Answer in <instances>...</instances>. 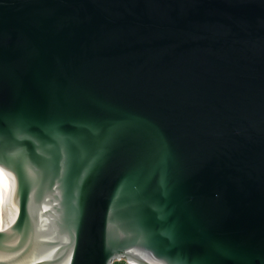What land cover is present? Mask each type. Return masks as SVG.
I'll return each instance as SVG.
<instances>
[{
  "label": "water",
  "instance_id": "95a60500",
  "mask_svg": "<svg viewBox=\"0 0 264 264\" xmlns=\"http://www.w3.org/2000/svg\"><path fill=\"white\" fill-rule=\"evenodd\" d=\"M0 264H264V0H0Z\"/></svg>",
  "mask_w": 264,
  "mask_h": 264
},
{
  "label": "bare ground",
  "instance_id": "6f19581e",
  "mask_svg": "<svg viewBox=\"0 0 264 264\" xmlns=\"http://www.w3.org/2000/svg\"><path fill=\"white\" fill-rule=\"evenodd\" d=\"M12 178L0 167V230L6 228L14 219L15 206L12 200ZM118 258L116 260H119ZM127 264H140L132 259H125Z\"/></svg>",
  "mask_w": 264,
  "mask_h": 264
},
{
  "label": "rangeland",
  "instance_id": "374dc122",
  "mask_svg": "<svg viewBox=\"0 0 264 264\" xmlns=\"http://www.w3.org/2000/svg\"><path fill=\"white\" fill-rule=\"evenodd\" d=\"M112 264H127L124 258H121L119 260H114Z\"/></svg>",
  "mask_w": 264,
  "mask_h": 264
},
{
  "label": "built area",
  "instance_id": "2783aa9c",
  "mask_svg": "<svg viewBox=\"0 0 264 264\" xmlns=\"http://www.w3.org/2000/svg\"><path fill=\"white\" fill-rule=\"evenodd\" d=\"M113 262H114V261H113ZM113 262H112V263H113ZM112 263H111V264H112Z\"/></svg>",
  "mask_w": 264,
  "mask_h": 264
}]
</instances>
